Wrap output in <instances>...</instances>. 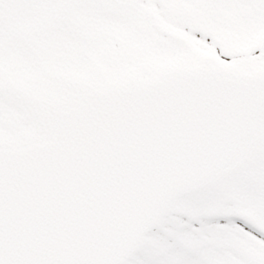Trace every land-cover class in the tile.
Wrapping results in <instances>:
<instances>
[{"label": "snow or ice", "instance_id": "6c2138e0", "mask_svg": "<svg viewBox=\"0 0 264 264\" xmlns=\"http://www.w3.org/2000/svg\"><path fill=\"white\" fill-rule=\"evenodd\" d=\"M0 264H264V0H0Z\"/></svg>", "mask_w": 264, "mask_h": 264}]
</instances>
